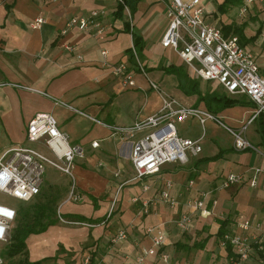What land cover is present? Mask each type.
Segmentation results:
<instances>
[{
    "label": "crops",
    "instance_id": "crops-1",
    "mask_svg": "<svg viewBox=\"0 0 264 264\" xmlns=\"http://www.w3.org/2000/svg\"><path fill=\"white\" fill-rule=\"evenodd\" d=\"M201 1L213 12L211 21L243 27L245 44L264 69V12L255 6L250 11L252 16L241 17L233 11L239 10L237 6L219 14L217 7L223 0ZM118 3L119 0H0V156L14 147H28L54 158L44 141L27 139L29 123L37 114H53L71 144L79 145L84 152L74 168L80 198L68 200L71 178L63 173L69 180V191H63L60 213L67 220L70 218L65 216L74 215L99 219L80 225L58 222L45 232L30 235L26 254L11 259L3 254L7 244L0 242L1 264H16L23 257L20 261L26 258L31 263L43 261L42 264H85L87 257L89 264H129L141 248L152 245L146 229L156 225L167 233L163 248L172 264H226L230 253L220 245V234L239 232L240 215L250 219L251 231L259 239L247 264H264V173L259 175L256 187L247 182L223 187L230 173L248 179L255 167L264 168V113L253 119L246 131L256 150L236 149L230 133V146L216 142L210 148L204 147L206 125L218 124L208 119L204 129L195 117L181 122L175 116L178 135L184 129L202 128V133L181 136L202 138V151L198 155L189 153L186 163H167L145 181L137 180L129 160L131 145L126 133L117 128L133 127L157 114L163 104L162 92L183 107L212 113L233 129L251 119L255 105L245 95H230L220 84L198 78L176 51L162 45L169 24L164 1L139 0L134 12L125 6L122 16ZM93 10L104 11L101 35L78 28L62 33L71 17L88 16ZM39 16L46 22L34 29L31 23ZM252 21L257 24L252 25ZM135 33L141 41L138 55L145 73L131 56ZM67 46L74 47V51ZM102 50L108 51L106 59ZM122 62L128 64L135 86H125L112 73L113 66ZM151 82L157 83L160 90ZM181 82L193 92H185ZM225 97L237 103L224 106ZM55 99L72 108L56 104ZM151 131L145 128L134 139ZM96 141L99 146L93 147ZM144 183L149 184L147 191L143 190ZM53 184H59L57 179L45 178L42 188ZM166 189L176 202L174 206L159 199ZM137 197L139 202H134ZM202 199L208 211L204 215L189 205ZM144 200L157 203L143 213ZM184 214L193 219L187 232L177 226ZM120 229L127 230L128 239L113 244L111 239ZM144 264L165 263L159 256H150Z\"/></svg>",
    "mask_w": 264,
    "mask_h": 264
},
{
    "label": "built area",
    "instance_id": "built-area-1",
    "mask_svg": "<svg viewBox=\"0 0 264 264\" xmlns=\"http://www.w3.org/2000/svg\"><path fill=\"white\" fill-rule=\"evenodd\" d=\"M162 1L167 4L169 19L168 27L162 37V45L176 51L198 78L220 84L230 95L247 96L254 103L255 110L251 119L244 122L239 129H233L212 113L198 108L183 107L175 98L161 91L163 104L157 114L136 123L133 127L117 128L126 133L125 137L131 145L129 160L139 181H145L147 177L159 173L167 163H186L189 153L198 155L202 151L200 144L202 138L192 140L176 133L173 120L175 116L181 122L187 117H195L204 129L206 121L212 119L233 135L236 149L256 150L246 137V131L253 119L264 113V69L259 66L253 52L246 46L243 36L241 34L226 35L221 24L210 20L209 17L213 12H209L201 0ZM255 6L264 12V0H243L239 7L240 16L244 17ZM103 15V10H93L88 16H73L62 33L66 34L70 29L78 28L88 33L101 35L104 30ZM45 22L46 19L39 16L31 23V27L39 29ZM67 49L74 51L72 46H67ZM101 55L106 59L108 51L102 50ZM133 55L138 67L145 73L135 46H133ZM112 73L120 77L125 86H135L133 74L127 63L122 62L113 66ZM151 86L160 90L155 82H151ZM55 103L66 105L58 99H55ZM66 106L72 108L71 105ZM145 128H151L152 131L137 140L134 139L135 134ZM27 139L30 142L44 141L54 158L47 157L34 148L8 149L0 156V193L22 202L31 201L40 194L47 165H50L71 178L68 200L78 201L80 196L76 191L74 168L76 159L84 156L83 149L79 145L71 144L69 135L59 127L57 118L50 113H39L31 120ZM92 146L98 147L99 143L93 142ZM261 173H264L263 167H255L252 177L248 179L242 174L230 173L223 187L246 182L251 187H256ZM167 186L171 187V184ZM148 189L149 184L144 183L143 190ZM159 199L169 202L171 206L176 204L170 198L167 189L161 192ZM204 199L191 201L189 205L200 209L204 215L208 213L204 209L206 208ZM133 201L139 202V197L134 198ZM155 203L157 201L144 200L141 211L149 212L151 204ZM16 217L15 207L0 202V242L8 241ZM58 219L64 223L81 224L78 221L65 219L59 209ZM192 223L191 215L184 214L178 219L177 226L181 231L187 232L191 229ZM237 225L239 232H226L220 240L222 247H230L232 251L226 264H247L254 243L259 240L258 235L251 231L253 226L250 219L240 215ZM146 234L151 237L152 245L141 248L129 264H144L150 256H159L165 264H172L170 255L163 248L167 234L164 228L160 225L148 227ZM127 239V230L120 229L111 241L113 244H118ZM1 263H3L2 259H0ZM89 263L90 257H87L85 264Z\"/></svg>",
    "mask_w": 264,
    "mask_h": 264
},
{
    "label": "trees",
    "instance_id": "trees-1",
    "mask_svg": "<svg viewBox=\"0 0 264 264\" xmlns=\"http://www.w3.org/2000/svg\"><path fill=\"white\" fill-rule=\"evenodd\" d=\"M139 0H123V2H119V12L120 16H122L123 10H125V6L129 7L131 12L136 10V3ZM243 0H223L220 4H218L217 12L220 14H225L228 12L230 8L240 6ZM127 29H131L130 21L127 22ZM222 28L226 35L229 34H241L243 31V27L235 25V24H225L222 25ZM260 31H258L259 33ZM256 37V36H255ZM134 46L138 51L141 48V41L139 37L134 34ZM131 56L133 55V50H131ZM139 53V51H138ZM181 78L183 75H180ZM179 76V77H180ZM181 86L185 89V92L191 93L192 90H188L186 88V83L181 82ZM224 106H234L237 103L236 99L225 97ZM56 185H50L45 187L39 195L33 198L25 205L24 203L19 205L17 209V217L15 219V227L9 235L8 245L3 252V254L11 259L18 255H24L27 252L26 241L28 237L32 234H39L45 232L50 226L55 225L59 222L58 219V209L61 205L63 198V191ZM66 218H70V220L78 221V222H86V223H95L99 221V219H89L84 216L74 215V216H65ZM226 232H221L220 236L222 237ZM230 255L232 254L231 248H226ZM21 264H42L43 261L38 262H28L25 258L23 261H20Z\"/></svg>",
    "mask_w": 264,
    "mask_h": 264
},
{
    "label": "rangeland",
    "instance_id": "rangeland-1",
    "mask_svg": "<svg viewBox=\"0 0 264 264\" xmlns=\"http://www.w3.org/2000/svg\"><path fill=\"white\" fill-rule=\"evenodd\" d=\"M206 2H209V1H206ZM213 6H216L217 7V4L216 3H213ZM254 10V9H253ZM235 11V13H238L239 10H233ZM253 12H250L248 13L249 15H251ZM263 13V12H262ZM260 13V14H262ZM245 15V17L249 18L248 16L249 15ZM258 14V13H257ZM259 15V14H258ZM252 16V15H251ZM262 21L264 20V14L263 16L261 17ZM259 23V22H258ZM257 22H253L252 21V25H256ZM184 92V91H183ZM189 95V94H187ZM177 100V99H176ZM224 122V121H223ZM225 123V122H224ZM227 125V123H225ZM185 131H182L179 136H182V135H195L196 134H199L200 132L202 133V128H192V129H189V131H186L188 129H184ZM230 132H227V130L225 129V127L221 126V125H218V126H209L208 124L206 125V138L205 140L202 142L203 143V146L205 147H208L210 148L211 145H213V143L216 144V142H219V144H223V145H226V146H230L231 144V133L229 134ZM47 172L44 176V179L46 178L47 180H50V179H57V183H59L58 185V188H60L62 191H66V193L69 191V180L66 176L62 175L63 173H61L59 170L53 168L52 166L50 165H47ZM60 178V179H59ZM44 187V186H43ZM43 189V188H42ZM60 190V191H61ZM0 202L5 204V205H8V206H11V207H15L17 208L19 205L23 204L24 202L22 201H19L13 197H10L6 194H3V193H0ZM25 205H27V203H24ZM117 218H119L118 214L116 213L115 214ZM115 217V218H116ZM60 223L62 224H65L64 222H61L59 221ZM65 225H80V224H65ZM15 227V223L13 224V227L10 231V233H12L13 229ZM5 244L8 245V241L5 242ZM24 258V257H23ZM23 258H20L23 259ZM20 260H16V264H19Z\"/></svg>",
    "mask_w": 264,
    "mask_h": 264
}]
</instances>
